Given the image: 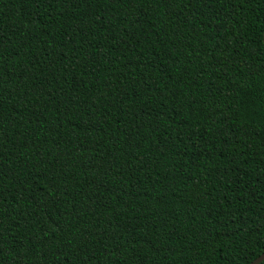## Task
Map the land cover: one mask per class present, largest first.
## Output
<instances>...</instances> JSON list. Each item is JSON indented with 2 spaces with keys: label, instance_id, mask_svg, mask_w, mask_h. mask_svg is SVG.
Returning <instances> with one entry per match:
<instances>
[{
  "label": "trees",
  "instance_id": "16d2710c",
  "mask_svg": "<svg viewBox=\"0 0 264 264\" xmlns=\"http://www.w3.org/2000/svg\"><path fill=\"white\" fill-rule=\"evenodd\" d=\"M263 33L264 0H0V264L264 252Z\"/></svg>",
  "mask_w": 264,
  "mask_h": 264
},
{
  "label": "water",
  "instance_id": "95a60500",
  "mask_svg": "<svg viewBox=\"0 0 264 264\" xmlns=\"http://www.w3.org/2000/svg\"><path fill=\"white\" fill-rule=\"evenodd\" d=\"M263 41H264V33H263ZM262 260H264V252H262L260 255H258L256 258H254L249 264H258Z\"/></svg>",
  "mask_w": 264,
  "mask_h": 264
}]
</instances>
